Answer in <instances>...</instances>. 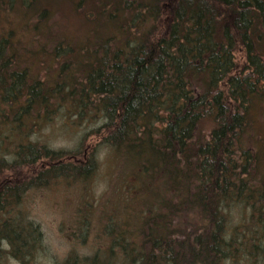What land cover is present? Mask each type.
<instances>
[{
  "label": "trees",
  "instance_id": "trees-1",
  "mask_svg": "<svg viewBox=\"0 0 264 264\" xmlns=\"http://www.w3.org/2000/svg\"><path fill=\"white\" fill-rule=\"evenodd\" d=\"M103 147L116 198L67 264L264 262V0H0V259L33 260L26 196L85 186Z\"/></svg>",
  "mask_w": 264,
  "mask_h": 264
},
{
  "label": "rangeland",
  "instance_id": "rangeland-1",
  "mask_svg": "<svg viewBox=\"0 0 264 264\" xmlns=\"http://www.w3.org/2000/svg\"><path fill=\"white\" fill-rule=\"evenodd\" d=\"M64 127L62 120L56 119L44 130V134H46V137H50L54 147L72 146L83 134L84 127L82 129L77 127L73 131L64 129ZM107 151V148H101L99 158L101 166L94 179L85 186L61 182L49 188L32 190L26 196L23 208L29 212L31 219L41 225L43 232V243L33 257L35 264H57V262L67 264V258L72 252H76L79 256L94 254V245L99 240L97 238L99 230L92 229L89 238L84 241L77 239L75 238L76 225L74 221L87 208H91L95 213L94 216L98 217L103 210L99 203L111 200L112 196L113 199L116 198V193H114L116 181H112L115 178L112 171L114 159ZM91 190L93 195L88 197L93 205H90V207L85 203L82 205L81 200H85L82 196L89 194ZM120 207L122 208L121 205H119ZM134 207L139 209L138 204H134ZM234 213L233 226L237 223L239 216V213ZM4 250L5 253H3L1 261H11V264H15L14 257L8 254L6 249ZM244 263L241 262L240 264Z\"/></svg>",
  "mask_w": 264,
  "mask_h": 264
},
{
  "label": "flooded vegetation",
  "instance_id": "flooded-vegetation-1",
  "mask_svg": "<svg viewBox=\"0 0 264 264\" xmlns=\"http://www.w3.org/2000/svg\"><path fill=\"white\" fill-rule=\"evenodd\" d=\"M6 251L10 250V247L8 248H5ZM232 249H237L236 247H232ZM9 256V255H8ZM10 257V256H9ZM12 258V257H11ZM14 262L15 264H25L23 261L21 260H18L14 257ZM59 262H57L58 264ZM120 263V262H119ZM241 262H238L237 260H231V259H228V260H225L223 261L221 264H240ZM0 264H11V261H1L0 259ZM27 264H35V262H33V260L29 261ZM60 264V263H59ZM169 264H176L175 262L173 263H169ZM244 264H264V262L262 261H258V259L256 260L255 258L249 260L248 262L244 263Z\"/></svg>",
  "mask_w": 264,
  "mask_h": 264
}]
</instances>
